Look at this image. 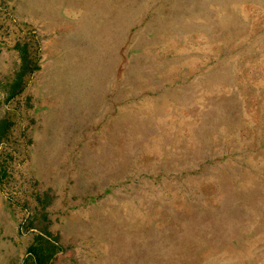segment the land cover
Instances as JSON below:
<instances>
[{
	"label": "rangeland",
	"instance_id": "374dc122",
	"mask_svg": "<svg viewBox=\"0 0 264 264\" xmlns=\"http://www.w3.org/2000/svg\"><path fill=\"white\" fill-rule=\"evenodd\" d=\"M38 235L48 264H264V0H0V264Z\"/></svg>",
	"mask_w": 264,
	"mask_h": 264
},
{
	"label": "trees",
	"instance_id": "16d2710c",
	"mask_svg": "<svg viewBox=\"0 0 264 264\" xmlns=\"http://www.w3.org/2000/svg\"><path fill=\"white\" fill-rule=\"evenodd\" d=\"M17 48L19 49L21 61H22L20 65V69L18 71V78H23L32 71H34L37 68V64L31 63L32 61L29 59L27 50L25 48L21 49L19 45ZM39 237L40 236L38 235V238ZM40 238H42V240L47 241L42 236ZM48 244L49 245H46L44 243L37 241V243L30 245L29 248L27 249V253L34 258L35 264H48V261L51 259L54 253H56V250L52 249V247H54V244H52L51 242H48Z\"/></svg>",
	"mask_w": 264,
	"mask_h": 264
}]
</instances>
